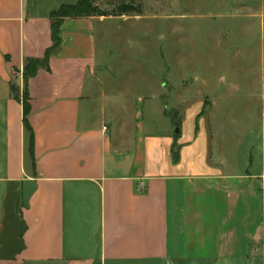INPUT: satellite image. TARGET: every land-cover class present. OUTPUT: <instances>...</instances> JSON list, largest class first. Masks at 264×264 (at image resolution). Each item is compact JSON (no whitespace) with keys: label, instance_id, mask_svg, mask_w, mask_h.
I'll return each instance as SVG.
<instances>
[{"label":"crops","instance_id":"crops-1","mask_svg":"<svg viewBox=\"0 0 264 264\" xmlns=\"http://www.w3.org/2000/svg\"><path fill=\"white\" fill-rule=\"evenodd\" d=\"M77 1L0 0V264H264V115L214 140L197 109L173 138L160 96L106 92L108 15L63 19L25 82Z\"/></svg>","mask_w":264,"mask_h":264},{"label":"rangeland","instance_id":"rangeland-1","mask_svg":"<svg viewBox=\"0 0 264 264\" xmlns=\"http://www.w3.org/2000/svg\"><path fill=\"white\" fill-rule=\"evenodd\" d=\"M130 2L140 15L107 17L95 29L97 60L111 83L107 93L160 96L167 119L159 125L175 139L179 123L193 127L189 114L197 109L212 112L214 140L234 141V130L244 137L260 123L264 0H104L97 6L108 13ZM153 118L145 112V126Z\"/></svg>","mask_w":264,"mask_h":264},{"label":"trees","instance_id":"trees-1","mask_svg":"<svg viewBox=\"0 0 264 264\" xmlns=\"http://www.w3.org/2000/svg\"><path fill=\"white\" fill-rule=\"evenodd\" d=\"M104 0H78L73 5L62 6L58 11L50 14L51 20V41L52 46L46 51L43 60L38 59H27L23 68V77L25 82L33 77L36 71L41 68L49 71L48 60L53 56L60 47V27L63 19L65 18H83L92 17L96 15L99 7L98 3ZM141 13V8L135 6L134 3H121L114 10L108 12V16L111 17H129L138 16ZM23 114L24 117L27 115V103L23 102Z\"/></svg>","mask_w":264,"mask_h":264},{"label":"water","instance_id":"water-1","mask_svg":"<svg viewBox=\"0 0 264 264\" xmlns=\"http://www.w3.org/2000/svg\"><path fill=\"white\" fill-rule=\"evenodd\" d=\"M96 14H97L98 16H103V17H105V16L108 15L107 12L102 11V10H100V9L97 10ZM179 132H180V131H179V128L176 126V129H175L174 134H175V135H179Z\"/></svg>","mask_w":264,"mask_h":264},{"label":"built area","instance_id":"built-area-1","mask_svg":"<svg viewBox=\"0 0 264 264\" xmlns=\"http://www.w3.org/2000/svg\"><path fill=\"white\" fill-rule=\"evenodd\" d=\"M263 182H264V178H263Z\"/></svg>","mask_w":264,"mask_h":264}]
</instances>
